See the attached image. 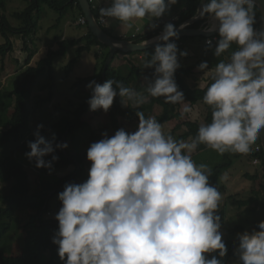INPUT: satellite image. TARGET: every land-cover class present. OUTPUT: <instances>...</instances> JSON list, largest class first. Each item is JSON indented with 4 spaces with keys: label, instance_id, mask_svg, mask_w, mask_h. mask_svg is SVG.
Returning <instances> with one entry per match:
<instances>
[{
    "label": "clouds",
    "instance_id": "1",
    "mask_svg": "<svg viewBox=\"0 0 264 264\" xmlns=\"http://www.w3.org/2000/svg\"><path fill=\"white\" fill-rule=\"evenodd\" d=\"M177 0H110L100 8L101 18L119 21L131 30L136 21L161 18ZM257 0H206L198 10L201 18L212 21L204 30L218 32L213 55L219 59L209 70L204 61L198 71L211 77L202 101L211 109V122L202 123L188 141L166 135L154 117L136 111L134 132L124 128L93 142L87 149L88 178L82 183H67L58 193L61 207L55 214L58 230L52 237L62 264H224L227 254L222 240L223 195L210 183L211 169L197 165L192 158L200 145L219 155H248L261 141L264 129V30H257ZM93 7V6H92ZM98 19V18H97ZM153 28L155 24L151 25ZM174 25L166 24L155 37L157 43L145 69L146 95L113 79L103 84L92 80L86 85L91 111L111 109L119 96L122 107L139 109L149 98L182 104L181 116L191 111L179 90L175 72L181 67L178 57H186L177 44ZM149 41H145L146 46ZM213 48V40L205 41ZM37 125L35 141L25 152L36 168L51 174L58 156L56 149L67 142L46 140ZM53 154L51 160L45 157ZM227 179V176L221 177ZM258 229V230H257ZM236 264H264V220L252 231L237 233ZM208 258L206 254H213Z\"/></svg>",
    "mask_w": 264,
    "mask_h": 264
},
{
    "label": "trees",
    "instance_id": "2",
    "mask_svg": "<svg viewBox=\"0 0 264 264\" xmlns=\"http://www.w3.org/2000/svg\"><path fill=\"white\" fill-rule=\"evenodd\" d=\"M27 2V6L20 11H14L9 13L7 11V3L0 2L2 11L0 12V32L4 36L5 40L3 43H0V55L2 64H5L8 54L14 50V40L13 36L19 35L24 43V50L28 52V57L26 59L27 67L24 70V76L17 81L15 89L11 92L12 96V105L15 108V116L12 123L5 128L0 127V182H6L14 180L13 184L8 193H3L0 190V217L7 216L12 218L15 216L19 208H27L31 211L25 224L23 225V230L26 233L25 246L19 255L10 256L7 255L3 248L2 243L5 235L10 231L11 224L10 222H1L0 221V264H62L57 255V246L52 243V237L56 230H58V221L48 216L51 208V201L56 195L53 190H57V193L63 191L65 184L67 183H82L87 177L88 173L86 171V163L84 156L81 152L79 142L80 139L75 135L74 131L77 128L84 126V121L82 119V111L87 108V103L76 112L75 118H65L62 122L53 125L49 128H43L40 130V134L49 141H53V136L55 140L53 143L67 142L68 148L66 149H56L53 153L58 156V160L53 163L52 172H56L61 169H68L71 166H75V170L71 173L66 179L55 182L53 184L47 185L43 188H40L34 193H30V174L28 169L16 156V152L19 150H28L27 147L29 141L34 142L35 136L32 135L27 137V131L31 128L30 115L28 112L27 97L32 93V89L36 84L39 75L45 71H49L51 77L53 78V67L54 61L60 56H65L68 53V50L71 46H78L79 43H85L79 45L78 56L75 57L70 65V70L72 66L79 60L81 52L83 50L89 49L91 45L98 43L102 45L95 37L91 31L88 22L84 25L87 27V34L80 38H64L58 41V45L55 48H48L46 54L39 58L36 63L31 64L33 58V50L30 46L29 39L34 36L38 31L39 22L43 16V6L48 4L50 7L55 9L59 13L57 22H62L64 17L71 12H75L72 15V22H75L82 16H85V13L78 0H24ZM198 0H188L187 9L183 18L191 17L196 13L197 2ZM97 18L100 16V9L98 7L93 8ZM256 13V24L255 28H259L261 13L259 7L256 5L254 9ZM12 18L16 20V24L13 23ZM208 18L205 17L199 24H202ZM77 24L78 21H77ZM83 25V24H79ZM176 27L177 22L172 23ZM104 26V25H102ZM105 29V28H104ZM162 30V28H161ZM106 31H108L106 29ZM109 32V31H108ZM111 35L112 33L109 32ZM159 33H152L151 35H146L136 38H126V39H135L139 42L144 40H149ZM184 38H179L173 40L175 43L183 40ZM170 41V42H173ZM108 48V47H107ZM154 48H149L144 51H133L127 52V54H142L143 60L141 63H136L131 61V72L128 75H123L113 69L112 64L107 70V75L103 78V69L106 58L108 57L109 50L101 56L102 67L100 71L94 76L82 77L80 78L72 87L76 88L80 85H83L85 82L90 81L94 78H98L100 83L109 80V75L114 72L117 76L119 82H122L124 86L131 87L133 83H136V90L139 92L147 94L144 90V83L140 80L143 76L152 78L153 69H145L144 63L146 60L151 58ZM109 49V48H108ZM126 52L116 53L115 58ZM100 57L99 53L97 54ZM180 59V57H178ZM192 71V68H179L175 72V80L181 90L185 95V100L191 105L199 104L204 108L205 119L204 124L211 122V109L205 105L202 101V97L206 91V88H192L190 87L182 77V74L185 72ZM5 97V93L0 91V102ZM11 104V103H9ZM156 105H160L163 110L162 113L157 115L155 119L163 124L171 120L176 119L178 121L177 125L166 135L170 134L177 140H187L191 137H195L198 131L199 126L202 124L200 120H192L186 118V115L181 116V106L182 104H169L165 103L164 99L161 98H149L148 102L141 105L139 109L130 107H119L118 96L114 98L113 105L110 109L111 123L112 127L116 130L121 128L120 117L127 119L136 118V111H148L153 113ZM129 132V131H128ZM66 135V136H65ZM65 136V138H63ZM71 138V140H70ZM92 143L96 142L94 133L91 136ZM204 145H200L197 150L201 151L205 149ZM50 154L45 157V160H51ZM247 158L252 161L254 159H259L262 162L260 163L262 168V173H246L245 177L252 181V196L248 199L239 200L241 206H248L258 203L259 206L264 207V148L262 147L259 152H257L252 146V151L248 155L242 154H229L224 155L225 162L218 164L215 167V180L221 177L223 170L229 169L236 160L240 158ZM193 158V157H192ZM194 160V159H193ZM35 166V162H31ZM39 170L49 172L48 169L38 168ZM82 181V182H80ZM263 195V202H259L260 196ZM231 198H236L233 194L228 195ZM219 214V213H218ZM264 220V217L263 219ZM261 220V221H262ZM259 221H256L255 224L248 229L247 231H252L254 228H257ZM242 233L246 229L242 226L237 227ZM258 230V229H257ZM228 244V242H225ZM231 249L238 245V241H231ZM232 253V251L230 252ZM229 253V254H230ZM233 254V253H232ZM230 254V255H232Z\"/></svg>",
    "mask_w": 264,
    "mask_h": 264
},
{
    "label": "rangeland",
    "instance_id": "3",
    "mask_svg": "<svg viewBox=\"0 0 264 264\" xmlns=\"http://www.w3.org/2000/svg\"><path fill=\"white\" fill-rule=\"evenodd\" d=\"M10 0H0L2 3H7V11L12 13L14 11L23 10L27 6V2L24 0H16L15 2L8 3ZM1 6V4H0ZM43 16L38 27L40 34H43L42 38L45 40V44L52 46L56 39L61 37L70 38L71 32L76 35H81L86 30V25H74L71 27H66L65 23L72 18L75 12H71L64 17L62 22H57L59 13L50 7L48 4L43 6ZM2 7H0V12ZM14 24L16 20L12 18ZM53 26V27H52ZM52 27L49 31L48 28ZM105 29L108 26L105 24L103 26ZM47 29V30H46ZM69 32H68V31ZM19 36V35H18ZM14 37V36H13ZM5 40L4 36L0 32V43ZM18 38L14 37V42L17 43ZM34 43L38 44V38H34ZM145 41V40H144ZM85 44V43H83ZM55 48V47H53ZM78 46H71L68 53L65 56H60L54 61L53 67V78L49 71L43 72L39 75L36 84L32 89V93L27 97L28 112L30 115L31 128L27 131L26 136L30 137L36 131L37 125L43 124V128H49L62 122L65 118H75L76 112L85 104V100L90 98V90L88 93H80L79 96L76 95L73 90V85L80 78L85 76H90L93 73H97L102 67V60L98 61L97 53L99 52V47L91 45L89 49L83 50L81 52L79 60L72 66L70 70L69 65L71 61L78 56ZM48 50V49H47ZM46 50V51H47ZM40 58V57H39ZM25 57L20 54L19 49L11 51L5 61L2 64L0 55V91L5 93V97L0 102V127H8L15 116V108L12 105L11 92L15 89L17 81L24 76ZM99 67V68H98ZM98 68V69H97ZM112 73L110 77H112ZM100 83V80H96ZM81 86V85H80ZM77 96V97H76ZM11 103V104H9ZM118 104L121 106L120 98L118 96ZM183 105L181 106L182 109ZM126 108V107H123ZM192 114L188 119H199L203 121L205 115L203 111L191 110ZM82 119L84 121V126L77 128L74 133L79 137V146L81 152L84 156L86 163V171L90 168V162L86 159L87 149L92 143L91 136L94 133L96 142L102 139V133L107 132L108 136L111 137L115 133V129L112 127L110 110L107 114L103 110L91 111L90 106L82 112ZM158 113L150 114V117H156ZM148 114H145L147 117ZM193 117V118H192ZM121 128L126 131L134 132L138 125V117L134 119H127L120 117ZM175 124L173 121L170 126L169 124H162L163 131L165 134L169 133L171 127ZM177 125V124H175ZM174 125V126H175ZM42 128V129H43ZM71 140V138H70ZM189 139L185 140L188 141ZM28 150H19L16 152L17 158L22 164L26 166L30 174V193L35 192L37 187L43 188L47 185L58 182L59 180L66 179L71 173L74 172L75 166H71L69 172L66 173L65 169L58 170L56 172H49L39 170L34 165L29 162L25 157V152ZM226 154V153H225ZM224 154V155H225ZM224 155H219L217 152L211 150L210 148H205L201 151L196 150L192 153V157L197 165L206 164L212 171L210 177V183L217 186L223 195V199L219 208V215L221 216V229L223 242H228L226 244L227 254L223 257L224 264H236L238 257L234 254V250L237 246L231 249V241L237 240V233H242L237 227L242 226L246 230L250 229L256 221H261L264 217V207L259 206L258 203H254L248 206H241L239 200L248 199L252 196V181L245 177L246 173H262L263 166L255 161L256 159L250 161L247 158H240L236 160L234 164L229 168L223 170L221 177L227 176V179H217L215 178V167L225 162ZM88 178V177H87ZM14 180L0 182V190L3 193H8ZM82 182V181H80ZM56 195L51 201V214L48 216L54 219L55 214L61 207V202L58 200L57 190H53ZM233 194L236 198H231L228 195ZM263 195L260 196L259 202L262 203ZM31 211L27 208H19L15 216L9 218L7 216L0 217L1 222H10L11 229L5 235L2 243V248L7 255L15 256L21 254L24 246L26 233L23 230V225L25 224ZM232 251V253H230ZM232 255H230V254ZM208 258H211L213 254H206Z\"/></svg>",
    "mask_w": 264,
    "mask_h": 264
},
{
    "label": "crops",
    "instance_id": "4",
    "mask_svg": "<svg viewBox=\"0 0 264 264\" xmlns=\"http://www.w3.org/2000/svg\"><path fill=\"white\" fill-rule=\"evenodd\" d=\"M15 1L16 0H10L8 3L12 4ZM187 1L188 0H177V3L175 5H173V6H171L170 11L166 12L161 18L153 19L152 21H150L149 18H145L143 20L136 21L135 24H134V27L131 30H129L127 27L123 26L119 21L108 18V21L106 23L108 28H106V29L109 32H111L114 37L123 38V39L142 37V36H146V35L149 36L152 33H156V32L160 33L163 30V28H164L163 22H165V21L166 22H170L171 24L174 23V22H177V25H179V24L185 23L187 20H189L190 18L195 16V14L197 13V11L199 9V5H200L202 0H198L197 1L198 2L197 3V10H196V13L194 15H192L191 17H188V18H183V15L185 14V11L187 9ZM91 3H92V6L94 8V7H99V6H102V5H108V4H110V0H91ZM6 8H7V5H6ZM202 20H204V18L197 19V21L195 23H192L190 25V27L191 28H203V29H205V28H207L209 26V24L212 23L211 20L207 19L202 24L197 25ZM77 21H78V19L75 22H72V20H69V21H67L65 23V25L68 28L69 27L72 28L74 25H79L80 24V23L77 24ZM153 24L156 25L155 28H153L151 26ZM39 25H40V22H39ZM52 27L48 28L47 32L50 33L49 30ZM161 28H162V30H161ZM257 30H259V28ZM72 34L74 36H70V39H72V38H80V37H82V36L87 34V27H86V30L84 31V33L81 34V35H76L75 36V33L71 32V35ZM42 36H43V34H40L39 31H37L36 34L34 36L30 37V39H29L28 43L30 44V46L32 47V50H33V58L31 60V64L36 63V61L39 59V57L40 58L43 57L46 54V50L49 48V45L47 43L45 44V40L42 38ZM14 37L18 38L17 43L14 42L15 49H19L20 54L23 55L27 59L28 52L26 50H24V48H23L24 43H23L22 38L20 36H17V35H15ZM14 37H13V40H14ZM63 37H61V39ZM210 37H212L214 39L213 48L212 49H208L207 45L205 43V41L208 38H210ZM34 38H38V44L37 45L33 41ZM181 38H184V39L181 40V41L176 42V44L178 46V50L179 51H186L188 53V55L186 57H180V59H179L181 68H186V69L187 68H192V71L183 73L182 77L184 78L185 82L190 87H192L194 89L195 88H207V86L211 83V77H210V75H208L206 73L209 72L211 69H213L215 67V65H216V63H218L219 59H226L231 51L236 50V45L234 44L232 46V49L229 50V53H225L222 57L216 58L213 55V50H214V48L216 46L215 42L219 38L218 37V33H216L214 35H211V36L194 35V36H184V37H181ZM61 39L57 38L56 42L53 44L55 46H52V47H56L58 45V41L61 40ZM83 43H79L78 46L79 45H83ZM95 47H99V52L98 53H99L100 57L97 58V60L100 61V60L103 59V57L101 56V53H102V55H104L107 52V50H109V49L105 45H103V44L99 45L98 43L95 44ZM26 59H25V63H26ZM142 60H143V55L142 54L121 53L114 59V61L112 62V66H113V69L115 71H117V72H119V73H121L123 75H128L131 72V61H134L136 63H141ZM204 61H206L209 64V70H206V73L198 71V65L201 62H204ZM25 66H27V65L25 64L24 67ZM100 69H99V71H100ZM99 71H97V73ZM97 73H93L90 76H94ZM112 75H113L112 77H110V75H109V80L113 79L115 81H119L117 76L114 74V72L112 73ZM85 77H88V76H85ZM144 77L145 76L140 78V80L143 83H144ZM97 79L98 78H94L92 80L96 81ZM92 80L87 81L83 85L78 86L76 88L73 87V90L75 91L76 95L79 96L80 93H88L89 90L86 88V85L89 82H91ZM136 87H137L136 83H133L131 85V88L136 89ZM188 104H189L191 110L203 111V113L205 115L204 108L201 105H199V104L191 105L190 103H188ZM162 110H163V108L160 105H156L155 108H154L153 113L148 112V111H144L143 113H144V115L148 114L147 117H149V116H151L150 114H154V112H155V113H158V114L155 115V116H157L160 113H162ZM181 111H182V109H181ZM191 114H192V112H189L188 113V117ZM186 118H187V115H186ZM192 120H199V119L194 118ZM173 121H175V124L178 123V121L176 119H174V120H171V121H169L167 123H163V124H169V126H170V124ZM203 121H201V122L203 123ZM174 125H173V127H171V129L169 131H171L176 126V125L175 126ZM70 168H72V167H69L68 169H65V170H68V171H66V173L69 172ZM59 181H61V180H59ZM37 189L39 190L40 187L38 186ZM32 193H34V192H32ZM49 214H51V211H50Z\"/></svg>",
    "mask_w": 264,
    "mask_h": 264
},
{
    "label": "water",
    "instance_id": "5",
    "mask_svg": "<svg viewBox=\"0 0 264 264\" xmlns=\"http://www.w3.org/2000/svg\"><path fill=\"white\" fill-rule=\"evenodd\" d=\"M78 1L85 13L91 31L93 32V34L100 43H102L103 45L109 48V54L104 63L103 78L106 77L107 70L114 61L116 53L120 51L126 53L133 51H144L149 48L155 47L157 43L160 44L164 43L162 41H156L154 39L155 37L159 36L162 32H160L157 36L147 40L149 41V43L146 46H144L146 40L139 42L135 39L116 38L113 35H111L108 31H106V29H104V27L99 23L97 16L95 15V12L93 10L91 0H78ZM205 2L206 0L201 1L199 5V9L202 7L203 3ZM257 6L259 7L261 12V21H260L259 30H264V0H257ZM200 18L201 17L199 16V13L197 11L194 17L190 18L185 23L179 24L176 27H174L176 32L178 33V38H170V41L179 39L184 36H194V35L211 36L218 33L215 31L206 32L203 28H191L190 25L192 23H195L197 19ZM65 136L63 138H65ZM261 144L264 148V129L261 130Z\"/></svg>",
    "mask_w": 264,
    "mask_h": 264
},
{
    "label": "built area",
    "instance_id": "6",
    "mask_svg": "<svg viewBox=\"0 0 264 264\" xmlns=\"http://www.w3.org/2000/svg\"><path fill=\"white\" fill-rule=\"evenodd\" d=\"M107 6H109V4H108V5H102V6H99L98 8L100 9V8H102V7H107ZM98 21H99V23H100L101 25H104V24L107 23L108 18H101V16H99ZM86 22H87V18H86V16H82V17H80V18L78 19V23L85 24ZM169 23H170V22H166V21H165V22H163V25L165 26L166 24H169ZM161 32H162V31H161ZM208 39H212V40L214 41V39H213L212 37H210V38H208ZM208 39H207V40H208ZM253 147H254V149H255L257 152H259L263 146H262V144H261V141H260V140H257V142L253 145ZM255 161H258L259 163L262 162V161L259 160V159H256Z\"/></svg>",
    "mask_w": 264,
    "mask_h": 264
}]
</instances>
